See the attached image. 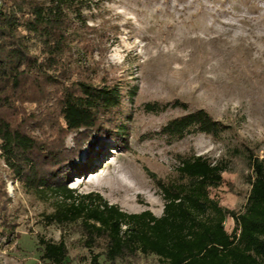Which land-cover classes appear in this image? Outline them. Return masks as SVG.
Returning a JSON list of instances; mask_svg holds the SVG:
<instances>
[{
    "label": "trees",
    "instance_id": "trees-1",
    "mask_svg": "<svg viewBox=\"0 0 264 264\" xmlns=\"http://www.w3.org/2000/svg\"><path fill=\"white\" fill-rule=\"evenodd\" d=\"M88 1L0 0V107L12 111L0 112L5 167L27 193L55 197L45 224L77 226L89 264L129 263L140 256H154L159 264H264V159L248 147L233 150L250 170L242 211L228 210L211 196L227 164L204 155H174V177L168 180L144 168L164 202L159 217L149 210L124 212L98 193L75 194L67 186L90 167V157L75 161L92 134L95 145L105 138L124 144L125 129L116 127L113 117L124 97L120 87L96 84L91 76L95 38L82 37L96 33L84 14ZM25 103L34 108L44 103L46 111L37 110L39 116L36 110L22 111ZM168 107L186 111L178 101L144 105L155 114ZM229 130L197 109L170 119L156 134L171 145L197 134L219 141ZM68 135L72 147L66 145ZM227 218L234 224L230 233ZM38 251L45 264L68 263L62 239L39 238Z\"/></svg>",
    "mask_w": 264,
    "mask_h": 264
},
{
    "label": "rangeland",
    "instance_id": "rangeland-1",
    "mask_svg": "<svg viewBox=\"0 0 264 264\" xmlns=\"http://www.w3.org/2000/svg\"><path fill=\"white\" fill-rule=\"evenodd\" d=\"M88 2L84 14L96 33L82 37L95 38L88 59L91 76L96 84L120 87L124 97L113 117L115 126L125 129L124 144L105 138L95 145L92 134L75 161L90 157V167L67 186L75 194L98 193L124 212L149 210L159 217L164 202L144 168L168 180L174 177V155H204L227 164L223 182L211 196L228 210L242 211L250 170L244 156H234L233 150L245 146L264 159V0ZM173 101L186 111L168 107L155 114L144 109L147 103ZM197 109L229 126L221 140L197 134L167 145L157 136L167 121ZM21 110H36L39 116L46 104L34 108L25 103ZM65 142L72 147V136ZM54 202L55 197L27 193L0 158V264H45L39 259V238L64 240L67 264H89L77 226L45 224L43 217ZM233 225L231 218L224 222L228 233ZM116 264L159 263L154 256H140Z\"/></svg>",
    "mask_w": 264,
    "mask_h": 264
}]
</instances>
